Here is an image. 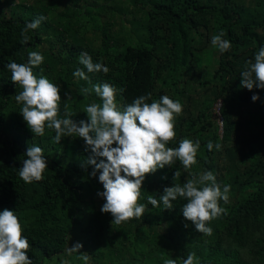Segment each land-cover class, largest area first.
<instances>
[{
    "label": "trees",
    "instance_id": "16d2710c",
    "mask_svg": "<svg viewBox=\"0 0 264 264\" xmlns=\"http://www.w3.org/2000/svg\"><path fill=\"white\" fill-rule=\"evenodd\" d=\"M57 1L32 0L5 9L0 0V211L7 208L18 216L22 235L30 243L32 264H62L58 258L84 219L86 229H80L79 243L83 245L80 251L89 256L88 264H164L168 258L181 264L180 258L189 252H195L199 264H264V89L249 91L240 86L245 62L264 46V0H63L62 6ZM124 2L128 6L122 8ZM53 13L59 14L54 24L49 21ZM39 16L46 19L22 43L21 29ZM115 16L121 22V35L112 29ZM87 22L95 38L86 36ZM220 30L232 45L224 53L211 44V37ZM207 43L214 63L210 77L196 86L212 89V101L221 102V137L210 115V103L190 99L186 114L175 126L176 138L166 146L178 147L183 137L198 139V163L185 169L177 160L147 174L138 201L147 205L144 215L112 223L111 214L100 211L105 201L96 194L104 191L99 171L91 177L93 166H81L90 154L84 150L83 139L63 137L56 143L54 130L47 127L44 136L33 134L19 120L22 102L18 104L15 95L22 88L11 81L5 65L26 63L30 51L42 53L44 62L34 73L40 75L42 70L60 86L61 118L66 106L69 113H76L71 119L79 121L87 120L83 108L101 102L95 93L83 95L80 89L91 84L73 76L76 68L83 69L78 63L81 52L109 68L106 74L89 73L91 83L123 89L117 99L122 97L125 104L148 93L153 99L168 95L182 102V75ZM254 93L259 96L255 102ZM209 140L221 144V150L208 151ZM32 145L43 149L48 167L41 181L26 184L18 171ZM218 154L233 164L218 169ZM205 170L222 174L223 179H235L241 173L233 202L223 205L220 201L227 214L206 222L211 235L197 232L183 217V198L173 201L171 210L164 209L162 202L155 208L148 203V197L158 199L164 187L182 185ZM176 171L180 175L174 177ZM77 255L73 253L70 264H83Z\"/></svg>",
    "mask_w": 264,
    "mask_h": 264
},
{
    "label": "clouds",
    "instance_id": "9594fccd",
    "mask_svg": "<svg viewBox=\"0 0 264 264\" xmlns=\"http://www.w3.org/2000/svg\"><path fill=\"white\" fill-rule=\"evenodd\" d=\"M45 19V16H39L26 22L21 29V42L26 44L31 39L27 33L37 29ZM224 36L225 32L220 30L211 37L212 46L221 53L229 51L232 47L231 42L224 39ZM43 62L42 53L30 51L26 63L9 61L5 65L11 72V81L22 88L15 95L16 102H22L19 113L36 136H44L47 127L54 130L52 139L56 143H60L63 137L83 139L84 150L90 154L81 166H93L89 173L91 177H96L99 171L98 180L104 191H98L96 194L105 201L100 211L110 213L112 223L119 225L134 217L140 219L144 215L147 205L138 201L147 174H154L158 169L171 166L177 160L185 169H190L198 163V139L193 141L183 137L179 140L178 147L166 146L177 135L175 121L183 112L180 100H173L168 95H162L157 100L148 93L125 104L122 97L117 99L123 89H117L109 83H91L89 73L106 74L109 68L102 62H93L87 52H81L78 63L83 65V69L76 68L73 76L91 84L90 88L80 89L83 95L95 93L101 102L90 103L84 108L87 120L74 121L71 117L76 113H69L66 106L61 118L60 86L43 75L42 70L40 75L33 71ZM240 86L249 91L254 88L264 89V46L259 48L253 60L245 62L244 70L240 72ZM65 98H68L67 93ZM251 99L255 102L259 96L254 93ZM149 100L151 103L147 102ZM205 147L208 151H212L214 147L219 151L222 145L209 140ZM24 155L27 158L19 168V177L26 184L41 181L48 167L43 149L32 145L26 149ZM179 175V171L174 173V177ZM230 190L231 185L218 182L213 171L205 170L198 176L193 174L191 179L182 185L164 187L158 199L149 196L148 203L155 208L162 202L164 209L171 210L173 201L183 198L186 201L181 209L183 217L194 225L197 232L211 235L212 228L206 226V222L227 214V209L220 205V201L229 203ZM22 232V225L14 210L5 208L0 211V264H32L28 256L30 243ZM82 247L81 243L76 242L66 251L69 256L79 253L76 259L88 264L89 256L80 251ZM180 259L181 264H199L200 258L195 252H189L186 258ZM62 264H70V261L64 260ZM164 264H177V260L168 258Z\"/></svg>",
    "mask_w": 264,
    "mask_h": 264
},
{
    "label": "rangeland",
    "instance_id": "374dc122",
    "mask_svg": "<svg viewBox=\"0 0 264 264\" xmlns=\"http://www.w3.org/2000/svg\"><path fill=\"white\" fill-rule=\"evenodd\" d=\"M1 1H2V5L4 6V8L9 9L12 6L17 5V4H19V5L29 4L32 0H1ZM62 4H63V0L57 1V6H62ZM125 6H128L126 2H124L121 7L124 8ZM248 7L250 8L251 6H248ZM58 10L59 11H57V13H60L61 12L60 7ZM57 13H53L50 15L49 21L53 24L58 20L59 14H57ZM120 23L121 22H120L118 16H115L114 21H113V25H112V29L117 31V33L119 35H121V32L118 31L120 29V26H121ZM85 24H86L85 29H87L86 36H88L89 38H95L93 36V33L89 30V28H90L89 22H87ZM125 29L129 30L128 28L123 27V31ZM141 35L142 34H140L139 36H141ZM41 38L44 39V34L41 35ZM96 42H97V40L95 39L93 41V43H96ZM214 59H215L214 52L212 51L211 45L207 43L203 50L196 52L192 64L190 66H187V70L182 75V78L185 80V85H184L185 96L182 100L183 112L181 115H179L176 118L175 126H176V124H178L182 115L184 116L186 114L185 108H186L190 99H191L192 103H194V101H203V102H205V104L210 103V106L208 107L210 109V115L214 121V124L217 127V134L221 137V135H222V124H223V119H222V116L220 113L221 102H220V100L212 101V98H213L212 89H209L208 91H206L205 89H202V88H199L196 86V83L198 81H201L205 78L210 77L212 65L214 63ZM82 110H84V108ZM10 116L13 118V115H11V113H10ZM18 116H20L19 120L24 121L22 115H18ZM86 118H87V115H86ZM236 133H239V132L236 131ZM216 163H217L218 169L222 170L224 168V166L229 165V164L232 165L233 161L229 163V160L223 154H218L216 157ZM238 167L240 169L243 168L241 166H238ZM237 173L239 174V176L236 177L235 179L234 178L223 179L224 175L216 174L218 182H221L222 184L231 185V190L229 193V203L223 204V205H230L234 200L233 193L237 192L238 189L236 188V185H237V182L239 181V179L241 178L240 177L241 173H239V171ZM86 222H87V220L84 219V221L77 228V230L73 232V235L69 237V241H68V245L66 247V250H67V248L72 247L74 243L79 242V240L81 239V236L83 235L82 231L84 229H86ZM72 256H73V254L71 256H69L67 251H65V253L61 257L58 258L59 263L64 261V260L70 261V258Z\"/></svg>",
    "mask_w": 264,
    "mask_h": 264
}]
</instances>
